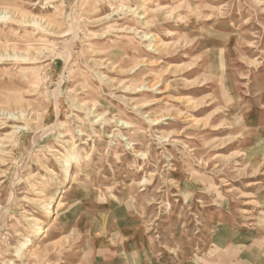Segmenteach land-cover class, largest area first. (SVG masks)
Instances as JSON below:
<instances>
[{
    "label": "rangeland",
    "instance_id": "1",
    "mask_svg": "<svg viewBox=\"0 0 264 264\" xmlns=\"http://www.w3.org/2000/svg\"><path fill=\"white\" fill-rule=\"evenodd\" d=\"M0 52V264H264V0H0Z\"/></svg>",
    "mask_w": 264,
    "mask_h": 264
},
{
    "label": "bare ground",
    "instance_id": "2",
    "mask_svg": "<svg viewBox=\"0 0 264 264\" xmlns=\"http://www.w3.org/2000/svg\"><path fill=\"white\" fill-rule=\"evenodd\" d=\"M125 10H127V9H125ZM3 14H4V13H3ZM4 16H5V14H4ZM4 18H5V17H4ZM30 18H31V17H30ZM35 19H36V18H35ZM40 21H41V20H40ZM36 22H37V20H36ZM44 22H45V21H44ZM38 23H39V22H38ZM38 23H37V25H38ZM40 25H41V24H40ZM40 27H41V26H40ZM42 27H43V26H42ZM38 28H39V27H38ZM39 30H40V29H39ZM141 37L144 38V39L149 38V36H148L147 34H142ZM13 44H14V43H13ZM14 53H15V52H14ZM14 53H13V54H14ZM0 54H1V52H0ZM17 54H18V53H17ZM141 85H142V84H141ZM142 86H143V85H142ZM19 115L22 116V117L24 116V114H23L22 112H21ZM123 123H124V122H123ZM25 127H26V125H25ZM14 128H15V133H16V134H17V133H18V134L21 133V130L23 129L22 126H15ZM22 133H23V132H22ZM4 135H5V134H4ZM21 136H22V135L20 134V137H21ZM20 137H19V138H20ZM4 139H5V138H4ZM29 143H30V142H29ZM2 145H3V144H2ZM0 147H1V146H0ZM3 151H4L3 149L0 150V152H2V153H3ZM26 153H27V152H26ZM27 154H28V153H27ZM67 166H68V165H67ZM3 264H4V263H3Z\"/></svg>",
    "mask_w": 264,
    "mask_h": 264
}]
</instances>
